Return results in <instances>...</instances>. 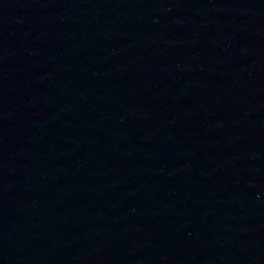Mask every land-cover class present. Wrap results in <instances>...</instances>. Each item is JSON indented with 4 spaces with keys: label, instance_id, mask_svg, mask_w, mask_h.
Listing matches in <instances>:
<instances>
[{
    "label": "water",
    "instance_id": "water-1",
    "mask_svg": "<svg viewBox=\"0 0 264 264\" xmlns=\"http://www.w3.org/2000/svg\"><path fill=\"white\" fill-rule=\"evenodd\" d=\"M0 264H264V0H0Z\"/></svg>",
    "mask_w": 264,
    "mask_h": 264
}]
</instances>
